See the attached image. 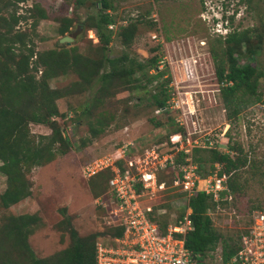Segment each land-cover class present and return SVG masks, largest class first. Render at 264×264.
Segmentation results:
<instances>
[{"label": "rangeland", "instance_id": "374dc122", "mask_svg": "<svg viewBox=\"0 0 264 264\" xmlns=\"http://www.w3.org/2000/svg\"><path fill=\"white\" fill-rule=\"evenodd\" d=\"M73 1L27 0L14 4L13 0H0V43L1 35L10 39L20 32L28 36L35 54L67 49L97 61L104 56L127 55L142 63L157 54L162 60L158 70L166 71L171 77L170 96L174 95L175 101H184L185 93H191L195 113L182 115L181 110L186 112L185 105H180L181 110L166 111L167 115L157 111L151 96L157 82H149L140 72L133 76L139 79V88L130 89L134 84H125V76H116L107 92H102L98 80L80 85L78 74L73 72L48 80L51 89L68 90L56 104L63 114L57 121L70 147L67 154L57 155L49 164L33 167L25 173L30 195L7 209L0 207V239L3 225L10 216L35 215L39 220L30 228L27 242L38 259L50 258L72 245L68 223L79 238L95 234V243L110 240L109 226L103 220L105 214L100 204L102 196L95 197L97 191L92 187L96 180L87 178L83 168L95 159L111 157L123 146H127L126 158L136 162L145 150L162 149L173 124L154 128L151 119L165 124L172 119L174 125L178 119H183L187 132H196L201 139L210 136L218 151H228L234 157L227 149L229 141V145H240L247 153L250 165L239 172L243 191L233 198L229 207L218 208L211 214L213 225L220 233L236 235L243 228L242 216L238 214L259 204L264 206V0H112L113 34L105 51L95 41L94 32L88 29L89 17L100 13L96 0L87 1L77 10L73 9ZM34 5L46 12L45 19L37 18ZM64 18L72 21L64 35L72 39L69 45L59 43ZM135 22L139 24L133 33H128L132 37L130 42L114 34L120 25ZM224 28L227 29L224 31ZM226 32L244 34L241 45H227ZM12 45L15 55H19L18 44ZM155 47L158 50L153 52ZM228 47L234 50L239 66L252 65L263 75L257 84L260 101L247 98V106L233 119L227 118L228 111L220 92L222 86L215 76L217 63L226 65ZM36 56L31 59V67L33 61H37ZM15 60L18 61L19 56ZM36 66L37 71L31 70V74L38 79L43 68L39 63ZM105 70L106 66L100 73ZM86 103L93 106L88 115H80ZM89 125L102 130L91 138ZM224 129L227 134L221 138ZM28 130L34 138V146L38 135L50 133L46 125L32 123ZM195 156L201 159V173H206L209 151L201 149ZM157 179L165 183V189L151 199L146 197L144 203L151 205L153 211L156 208V215L162 216L168 224L184 212L182 195L171 187V172L157 171ZM5 188L6 177L0 173V195ZM160 209L164 210L163 214H157ZM4 246L2 250L16 258L17 253ZM210 256L206 257V264L221 263L219 250Z\"/></svg>", "mask_w": 264, "mask_h": 264}, {"label": "trees", "instance_id": "16d2710c", "mask_svg": "<svg viewBox=\"0 0 264 264\" xmlns=\"http://www.w3.org/2000/svg\"><path fill=\"white\" fill-rule=\"evenodd\" d=\"M15 3L25 2L27 0H13ZM89 0H74L73 9L77 10L85 5ZM96 6L100 9L97 16L89 17L88 29L94 32L95 41L102 51L108 48L112 30L109 26L114 25V19L111 13L112 0H96ZM37 18L45 19L46 12L38 5H34ZM152 13V12H151ZM150 13V14H151ZM16 23L17 20L14 19ZM139 22L129 23L119 26L114 34L119 35L130 42L132 37L128 34L133 33ZM72 26L71 19L64 18L61 21L59 33L61 37L68 32ZM9 33V32H7ZM1 35L0 43V173L6 177V188L0 195V207L7 209L12 205L19 203L21 200L30 195V188L25 178V173L33 167H43L56 159L57 155L68 153L70 143L63 136L57 118H62L56 101L61 99L68 92H61L58 89H51L48 80L70 72L77 73L81 83L80 85L91 84L98 80L101 84L102 92H107L112 86V81L116 76H125V84L132 85L130 89L139 88V79H134L136 72L146 78L149 82H157L155 93L152 94L153 104L159 112L167 115L166 102L170 98L168 86L171 77L166 71L158 70V63L162 62L157 54H154L145 63L139 62L127 55L109 58L104 56L98 60L84 57L67 49L60 52L55 50L35 54L31 47V41L26 34L16 32L10 39H3ZM244 34L228 33L224 42L229 45H241ZM10 44V45H9ZM18 44L19 55H15L13 45ZM153 52L158 47L152 49ZM23 51H26L23 54ZM37 55V56H36ZM19 56V60L15 58ZM36 56L37 61L31 59ZM226 65L217 63L215 76L218 83L225 84L220 88L223 106L227 113L228 119L236 117L240 111L247 106V98H253L254 101H260V95L257 93V84L262 73L252 65L239 66L234 57V50L231 47L226 51ZM37 63L42 66L41 75L38 79L31 74V70L37 71ZM107 67V70L100 73L101 68ZM155 70L156 73H148ZM167 76L164 78V76ZM246 97V99H244ZM92 103H86L80 115H88ZM168 124L160 123L158 119H151L154 128L162 125H171L168 132L182 133L184 130L174 125L172 119H168ZM46 125L50 130L48 135H38V142L34 146V138L28 130V125ZM102 128V127H101ZM89 135L91 138L96 137L102 129L89 125ZM227 134V133H226ZM169 136V135H168ZM226 136V135H225ZM227 138V137H226ZM42 141L44 143H42ZM162 141V140H160ZM85 143L83 142V145ZM217 144L209 151V169L206 173L214 170V165L220 166L219 175L227 176L228 192L221 193V198L225 199L230 196V200H221L218 203L213 202L204 193H198L189 200L188 206L191 209L190 219L193 224V230L185 236V248L190 252L196 264H206V257L210 253L220 250V264H227L231 257L238 249L240 236L246 232L247 226L251 222V215L254 211L262 210L264 206L257 205L250 207L248 210L240 212L242 216L240 224L243 228L236 235L220 233L213 225L212 218L208 212H215L217 207L220 209L229 207L233 198L243 191V185L239 183L240 171L250 165V161L240 145L235 147L229 145L227 149L233 152V155L227 152H220L216 148ZM200 150H196L199 153ZM196 161L200 165L201 159L196 156ZM182 157H177L175 163L180 165ZM117 165L123 170V163ZM171 172L173 178L180 176L178 168L166 170ZM113 176L110 169H104L97 173L91 179L96 180L92 187L97 191L95 196H109L108 181ZM161 182L162 180H158ZM234 205H231L233 207ZM101 209V208H100ZM148 218L157 224L159 231L164 233L167 223L164 218L156 215V208L148 215ZM35 215L10 216L3 225L0 239V264H96L95 258V239L96 235H90L86 238H79L77 232L70 227L69 234L73 239L72 245L63 251L58 252L50 258H36L30 249L27 236L30 228L38 222ZM107 236H121V228H107ZM9 246L11 250L17 253L16 258L12 253H5L2 248ZM9 249V250H10ZM213 256H210L212 259Z\"/></svg>", "mask_w": 264, "mask_h": 264}, {"label": "built area", "instance_id": "2783aa9c", "mask_svg": "<svg viewBox=\"0 0 264 264\" xmlns=\"http://www.w3.org/2000/svg\"><path fill=\"white\" fill-rule=\"evenodd\" d=\"M113 26H109V29L112 30ZM224 85L221 83V86ZM185 96L184 101H175L174 95H171L163 111L181 110L180 105H185L186 112L181 110L182 115L187 113L193 116L195 111L191 93H185ZM175 123L184 131L170 134L162 149L153 147L145 150L137 162L126 158L127 146H123L111 157L95 159L84 166L83 173L87 178L104 169H110L113 173L108 181L110 195L102 196L100 204L104 209L105 224L122 229L121 236L96 243V264H196L185 248V236L193 230L189 200L198 193H204L215 203L230 200L231 197L221 198V193L228 192V188L227 176L219 175L220 166L216 164L213 171L202 175L196 161L195 151L213 148L216 144L214 140L208 135L201 139V136L195 135L196 132H187L183 119ZM225 134L226 129L221 138ZM179 156L182 162L177 166L175 160ZM118 162H123V170L117 165ZM169 168H178L180 173V176L173 178L171 187L177 188L182 195L184 212L174 222L168 223L165 232L161 233L157 224L148 218L153 209L144 203V199H151L165 189V183L157 179V171ZM163 213L162 209L157 211V214ZM211 214L208 212L210 217ZM245 228L246 232L239 238L238 249L227 264H264V208L252 213L251 222Z\"/></svg>", "mask_w": 264, "mask_h": 264}, {"label": "water", "instance_id": "95a60500", "mask_svg": "<svg viewBox=\"0 0 264 264\" xmlns=\"http://www.w3.org/2000/svg\"><path fill=\"white\" fill-rule=\"evenodd\" d=\"M71 40L72 39L70 37L64 36V37L59 39V43L60 44H64L65 43L66 45H69Z\"/></svg>", "mask_w": 264, "mask_h": 264}]
</instances>
